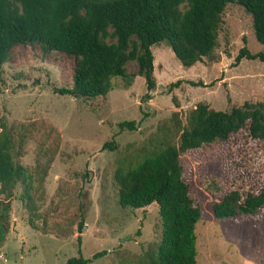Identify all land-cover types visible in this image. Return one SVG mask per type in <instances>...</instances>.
I'll return each mask as SVG.
<instances>
[{"label":"rangeland","instance_id":"rangeland-1","mask_svg":"<svg viewBox=\"0 0 264 264\" xmlns=\"http://www.w3.org/2000/svg\"><path fill=\"white\" fill-rule=\"evenodd\" d=\"M241 49L257 54L264 46L254 39L250 16L226 5L211 61L183 68L159 43L150 47V91L128 62L129 85L113 78L104 97L75 100L56 93L71 87L70 58L42 55L35 46L14 48L0 66V124L10 130L13 163L23 169L31 201L27 210L15 188L0 264H64L77 257L88 264H146L159 240L157 207L117 205V160L139 155L161 125L173 127L177 119L184 126L198 104L223 112L264 102V63L242 59L233 65ZM122 122H132L133 129L118 131ZM106 142L113 151L102 150ZM178 161L201 212L196 264H264V211L222 220L211 214L223 193L252 189L251 178L264 179V143L236 136L229 144L185 151ZM99 252L104 255L90 260Z\"/></svg>","mask_w":264,"mask_h":264},{"label":"trees","instance_id":"trees-1","mask_svg":"<svg viewBox=\"0 0 264 264\" xmlns=\"http://www.w3.org/2000/svg\"><path fill=\"white\" fill-rule=\"evenodd\" d=\"M226 5L241 7L250 16L254 39L264 46V0H0V66L20 46H35L42 55L62 54L72 60L71 87L56 93L88 100L104 97L113 78L129 85L131 76L125 74L124 66L134 62L136 75L150 91V47L164 43L183 68L203 58L211 61ZM242 59L264 63V51L250 54L241 49L233 65ZM116 128L132 130L133 123H118ZM236 136L264 143V102L223 112L198 104L187 114L184 126L177 119L173 127L161 125L134 159L117 160L113 173L117 205L133 210L157 207L159 240L146 264H196L194 230L201 212L189 198L178 157L212 143L229 144ZM13 149L10 130L0 124V247L15 188H20L27 210L31 201L23 169L13 163ZM102 150L113 151L114 146L106 142ZM251 182L252 189L223 193L211 206L213 218L264 211V179L251 178ZM80 228L79 223L78 233ZM103 255L96 253L90 260ZM88 263L77 257L64 264Z\"/></svg>","mask_w":264,"mask_h":264}]
</instances>
